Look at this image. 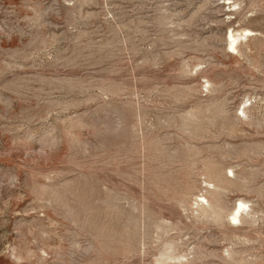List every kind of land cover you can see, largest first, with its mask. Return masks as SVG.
I'll return each mask as SVG.
<instances>
[{
  "label": "rangeland",
  "instance_id": "rangeland-1",
  "mask_svg": "<svg viewBox=\"0 0 264 264\" xmlns=\"http://www.w3.org/2000/svg\"><path fill=\"white\" fill-rule=\"evenodd\" d=\"M0 264H264V0H0Z\"/></svg>",
  "mask_w": 264,
  "mask_h": 264
},
{
  "label": "bare ground",
  "instance_id": "bare-ground-1",
  "mask_svg": "<svg viewBox=\"0 0 264 264\" xmlns=\"http://www.w3.org/2000/svg\"><path fill=\"white\" fill-rule=\"evenodd\" d=\"M249 32V31H248ZM229 47L230 48H232V49H236V46H235V44H236V41H237V38L236 37H234V35L233 34H230L229 35ZM245 206V203L244 202H240L239 204H238V207L235 209V213L233 214V221H235L237 218H238V215H239V210L242 208V207H244Z\"/></svg>",
  "mask_w": 264,
  "mask_h": 264
}]
</instances>
